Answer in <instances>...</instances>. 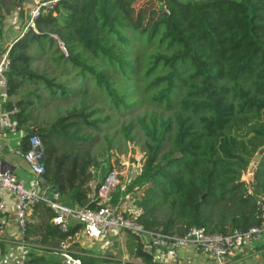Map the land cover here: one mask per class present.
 <instances>
[{
  "label": "trees",
  "instance_id": "obj_1",
  "mask_svg": "<svg viewBox=\"0 0 264 264\" xmlns=\"http://www.w3.org/2000/svg\"><path fill=\"white\" fill-rule=\"evenodd\" d=\"M22 3L0 0V7L7 13ZM34 29L20 30L9 43L3 106L15 109L20 153L30 133L39 136V178L45 190L55 187L56 202L104 205L89 201L102 180L92 190L89 169L103 157L90 148L102 125L116 120L86 105L91 90L102 108L126 112L118 133L143 152L139 173L124 190L114 188L107 204L129 201L144 229L168 235L188 228L225 234L259 224L264 0H58L38 14ZM43 59L50 67L37 69ZM104 139L107 150L113 137ZM256 151V168L247 173L244 159ZM243 172L252 175L243 180ZM30 215L36 221L27 222L23 264H63L53 252L78 225L59 231L43 204ZM124 235L129 257L154 264L138 234ZM89 244L71 241L67 249L80 264L111 263Z\"/></svg>",
  "mask_w": 264,
  "mask_h": 264
},
{
  "label": "built area",
  "instance_id": "obj_2",
  "mask_svg": "<svg viewBox=\"0 0 264 264\" xmlns=\"http://www.w3.org/2000/svg\"><path fill=\"white\" fill-rule=\"evenodd\" d=\"M58 0H33L28 8V18L24 30L34 29V20L42 11H47ZM18 9V7H17ZM9 61L7 49L0 56V133L14 132L17 130L16 121L11 118L14 112L12 109H4V103L8 99L6 92L7 70ZM27 149L20 153L22 160L27 165L28 171L33 175L31 184H24L14 173L8 169H0V194L11 197L12 200V223L15 229V237L19 248L13 253H1L0 264H23L26 257L25 252L29 251V246L24 238L27 230V218L33 212L37 204L47 206L53 215L49 222L54 224L59 231H65L69 224H77L78 229L72 236H67L61 240L54 254L62 258L63 264H80L79 259L71 255L68 245L71 241L79 243L83 240L97 241L103 240L104 247H111L116 239V234L120 232H133L140 238L145 237V247L153 250L162 251L167 256L174 258L179 248L191 246L194 251L209 256L213 264H230L234 255L244 248L253 247L258 244L264 235V202L257 201L259 224L249 227L246 230L232 229L229 232L207 234L201 228H188L181 235H168L155 230H146L138 222L136 215L138 210L127 206L126 201L118 202L114 205L107 204L109 194L118 187L124 190L130 182V177L139 173L142 157H133V164L117 156L118 164L122 170L110 168L97 189L91 195L90 202L98 204L104 203L94 208L61 205L49 195L45 188H41L38 178L43 172L42 144L38 135L30 133L27 138ZM110 162V161H109ZM102 162L100 163V165ZM99 165V166H100ZM128 167V170L126 168ZM89 172L95 174V171ZM98 170V169H97ZM250 175L242 174L241 178L246 180ZM131 198V194H126L124 199ZM124 202L125 204H123ZM0 208L2 205L0 204Z\"/></svg>",
  "mask_w": 264,
  "mask_h": 264
},
{
  "label": "crops",
  "instance_id": "obj_3",
  "mask_svg": "<svg viewBox=\"0 0 264 264\" xmlns=\"http://www.w3.org/2000/svg\"><path fill=\"white\" fill-rule=\"evenodd\" d=\"M21 9L14 8L7 13L4 12L3 7H0V56L5 49H8L11 40L20 32L24 31V26L28 18V8L23 7ZM22 137V131L20 129L14 132L0 133V169H8L15 176L21 180L24 184H31L33 181V175L28 171L27 165L22 160L19 152V143ZM38 182L41 188H45V184L38 178ZM0 247L1 253H15L18 250V241L15 237V229L12 223V200L10 196L0 194ZM77 205L74 203L71 206ZM83 240L82 242H86ZM93 244L91 246L92 251L104 252L105 249L112 250V246L119 244L121 247V256H112L108 253L111 263H116L114 260H118L121 264L129 262L131 264H140L139 258L129 257L125 250L124 242L125 235L123 232L116 234V239L111 247H104L103 240L90 241ZM95 246V247H94ZM96 246H98L96 248ZM146 250L149 248L145 247ZM152 256L154 264H213L211 258L205 254L194 251L191 246H183L176 252V256L171 258L164 254L162 251L153 250ZM113 253V251H112ZM264 256V238L253 247L244 248L237 252L234 257L229 260L230 264H261L260 257ZM126 259V260H125ZM106 264V263H103Z\"/></svg>",
  "mask_w": 264,
  "mask_h": 264
},
{
  "label": "rangeland",
  "instance_id": "obj_4",
  "mask_svg": "<svg viewBox=\"0 0 264 264\" xmlns=\"http://www.w3.org/2000/svg\"><path fill=\"white\" fill-rule=\"evenodd\" d=\"M144 1L145 0H136L138 5L142 4V2H144ZM35 64H37V66H35L37 69H40L43 64L50 67L49 64L44 61V59H43V63L41 60V61H37ZM60 78H64V77L60 76ZM94 94L95 93L90 90L89 93L85 96L86 97V105L90 104L93 107L100 108L103 114L104 113L110 114L113 118H115L116 121L115 122L111 121L105 125H102V130L99 131L100 133L98 134V137L91 144L90 153H92L94 156H100L99 152L102 151V155H103L102 158L98 159V163L102 162V164L101 165L98 164V166L95 169L91 170V172L95 171V174L90 173L91 179L89 182V186L92 190H94L96 182L100 181L101 179L103 180V178L106 176V174L109 170V166H110V168H114L115 170H119V171H121L123 169L122 166L120 164H118V162L116 160L117 156H119V157L122 156L123 159H126L129 161V164L134 163V161L132 159L133 157H138L139 155L141 157H143V152H141L138 144L136 145V144L126 143V142L123 143L122 136L118 133V128H119L118 124H119L120 120H124L127 117L126 112L123 113L122 115L116 114V113H114L113 110H110L103 103H102L103 104V108H102L101 107L102 106L101 105L102 99H99V100L94 99L93 98ZM46 110H49V108H47ZM104 136L107 138L113 137L112 146L110 148H108L107 150H105L106 149V140L104 139ZM256 146H257V150H258V149L263 147V144L256 143ZM256 154L259 155V152L256 151L254 153V155L248 156L244 159V165L242 167V170H243V168H245V166L247 164H249L248 168L246 167L247 173L251 170L252 174H253V172L256 168V162L259 160V156L257 157V161L254 160L255 159L254 156ZM126 170H128V167L126 168ZM244 174H245V172H244ZM252 174L249 173L248 175H252ZM122 203L125 204L124 202H122ZM129 203H130L129 201H126L127 206H130ZM33 218L34 217H31V215H29L27 218L28 223L35 222L36 220ZM263 238H264V235H263ZM31 239H33V237L28 236V240H31ZM97 247L98 246H96V248ZM121 250H122L121 247L119 246V244H117V246H115V245L112 246V250L105 249L104 252L113 254L112 255L113 257L116 256L118 258L121 256ZM112 251H113V253H112ZM108 257L109 256H107V258ZM260 259H261V264H264V256H263V258L260 257ZM114 262L121 264V262L118 260H114ZM106 264H116V263H106Z\"/></svg>",
  "mask_w": 264,
  "mask_h": 264
},
{
  "label": "water",
  "instance_id": "obj_5",
  "mask_svg": "<svg viewBox=\"0 0 264 264\" xmlns=\"http://www.w3.org/2000/svg\"><path fill=\"white\" fill-rule=\"evenodd\" d=\"M32 3H33V0H23V7L24 8H28V7H30L31 5H32ZM259 155L258 154H256L254 157H255V159L254 160H256L257 161V157H258ZM40 180L42 181V179L40 178ZM43 182V181H42ZM48 193H49V195L50 196H52L53 194H55V187H53V186H49L48 187ZM142 240L143 241H145V237L144 236H142Z\"/></svg>",
  "mask_w": 264,
  "mask_h": 264
}]
</instances>
